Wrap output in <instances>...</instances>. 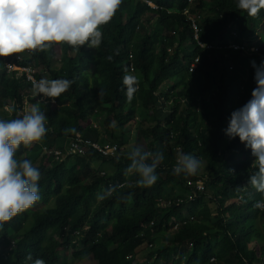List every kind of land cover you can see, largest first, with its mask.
Listing matches in <instances>:
<instances>
[{"label":"trees","instance_id":"trees-1","mask_svg":"<svg viewBox=\"0 0 264 264\" xmlns=\"http://www.w3.org/2000/svg\"><path fill=\"white\" fill-rule=\"evenodd\" d=\"M150 1L156 10L147 0H122L111 21L101 26L103 38L96 49L58 44L48 52L20 53L11 62L0 57V118H22L28 99L48 118L46 136L16 152L17 159L31 160L40 171L37 203L42 207H31L0 225V264H30L25 261L28 253L46 264H61L64 251L79 244L83 249L74 257L92 255L98 264H264V211L253 207L261 194L248 184L255 158L239 137L229 139L223 131L256 86L250 61L264 60V47L252 57L227 49L251 46L258 34L255 17L238 9L236 0H208L210 14L198 0L204 16L200 39L214 47L201 52L186 18L168 13L181 10L188 0ZM198 54L200 64L191 74ZM12 62L38 63L40 79L73 83L55 101L39 102L42 95H34L26 76L8 73ZM126 70L139 81L131 102L122 80ZM166 82H172L171 90L160 93ZM103 114L100 130L94 124ZM113 121L115 129L109 127ZM69 127L86 138L115 140L125 153L104 158L90 152L52 160L43 147L68 144L76 136L64 134ZM134 130L135 147L163 153L151 187H138V176L124 174ZM181 151L201 160L195 175L172 174ZM200 179L203 191L188 185ZM109 186L116 191L98 199ZM129 194L131 199H125ZM239 196V201L232 198ZM179 198L183 203L176 202ZM178 221L181 226L174 232ZM54 236L61 242L48 247ZM158 237L167 244L158 247ZM147 250L152 253L144 260Z\"/></svg>","mask_w":264,"mask_h":264},{"label":"clouds","instance_id":"clouds-1","mask_svg":"<svg viewBox=\"0 0 264 264\" xmlns=\"http://www.w3.org/2000/svg\"><path fill=\"white\" fill-rule=\"evenodd\" d=\"M121 4L122 0H0V57L48 52L58 44H67L73 49L87 44L96 49L103 38L101 26L111 21ZM236 7L256 17L264 10V0H236ZM250 66L256 86L251 98L231 113L223 131L229 139L239 137L255 158L251 165L255 171L249 175L248 184L261 194L253 207L264 211V60L259 64L251 60ZM122 80L127 100L131 102L138 90V78L126 70ZM72 83L69 79L41 78L32 81V91L35 96L55 100ZM47 121L39 104H32L22 118H0V225L40 200V171L31 160L17 159L16 152L22 145L28 148L41 141L48 132ZM109 127L115 129L116 121ZM63 131L65 135H78L74 127ZM126 158L130 163L124 174L138 176V187H151L156 183V169L164 158L159 149L146 151L133 147ZM201 166L199 158L181 151L176 155L172 174L195 175ZM115 191L116 186H109L102 195L98 193V199L111 196ZM124 198L130 200L131 195ZM25 261L46 264L44 259L34 258L31 253L26 255Z\"/></svg>","mask_w":264,"mask_h":264},{"label":"built area","instance_id":"built-area-1","mask_svg":"<svg viewBox=\"0 0 264 264\" xmlns=\"http://www.w3.org/2000/svg\"><path fill=\"white\" fill-rule=\"evenodd\" d=\"M197 1L198 0H188L187 5L182 8L181 10L174 9L172 11H168V13H178L181 14L186 20L189 22L190 28L193 30V39L196 44V47L200 49L201 52L203 51H211L214 49L213 46H207L205 45L201 39L200 35L202 33V23H203V13L198 11L197 7ZM147 3L150 7L153 9H157V6L152 3L150 0H147ZM261 14H264V10L260 11ZM247 43L250 41H246ZM261 42L260 35H256L251 42V46L249 45H232L231 47L227 48L230 51L235 52H242L243 55L252 57L254 55H257L259 53V44ZM222 50V49H220ZM226 50V49H224ZM195 52V49L193 50ZM168 53H170V50H167ZM200 57L201 54H198L194 60L193 63L190 66V73L194 74L200 64ZM130 58H133V55L130 54ZM7 70L9 74L16 73L17 77L26 76L27 80L32 83L33 80L39 81L40 78L38 75H40L39 70L34 66H20L16 63H9L7 64ZM132 70H134V67L132 66ZM49 98L43 97L39 99L47 100ZM52 101H55L53 99H50ZM96 126V124H94ZM44 152L52 158V160L62 161L65 158H67L70 155H78V156H85L92 153H97L104 158H116L118 156H122V154L125 152L124 147H120L117 143H114V141H100L96 139L86 138L83 137L80 133L76 135L72 140L64 147L59 146H49L45 145L43 147ZM188 185L190 187L195 188L198 191H203L205 187V183L202 179L198 180L196 183H193L192 181L188 182ZM192 200V197L189 198ZM176 202L178 204L183 203V199H177ZM168 204H171V201H169ZM190 219L193 220V217H190ZM183 223H186L184 221ZM181 226V222L178 221L175 223V225L172 228V231L176 232L179 230V227ZM154 244L151 245L153 247ZM133 256H131L132 258Z\"/></svg>","mask_w":264,"mask_h":264},{"label":"rangeland","instance_id":"rangeland-1","mask_svg":"<svg viewBox=\"0 0 264 264\" xmlns=\"http://www.w3.org/2000/svg\"><path fill=\"white\" fill-rule=\"evenodd\" d=\"M208 0H203V4H205L207 6V13L210 14V12L212 11V8L211 6L208 5ZM209 14H207L209 16ZM204 18V16H203ZM253 22H254V27H256L258 29V35H260L261 37V42L259 44V48L262 49L264 47V14H259L257 17H255L253 19ZM157 50H158V47H157ZM62 54H63V51H62V48L59 47L58 48V55H59V58L62 57ZM18 54H13L12 56L10 57H7L5 58L6 60H10L11 61H14V59L17 57ZM242 60L239 61V63H241ZM37 64V69L39 70V72L41 73L42 72V68L40 67V64L36 63ZM171 85H172V82H166L162 88L160 89V93H167L171 90ZM5 101H8L10 103H12V101L10 99H6L4 98ZM40 102V100H38ZM32 105L31 101L28 99V101H26V104L24 106V111H23V114L25 111L28 110V108ZM7 110H8V107H7ZM164 111V110H163ZM169 113V112H167ZM164 112V114H167ZM22 113L19 114V116L21 115ZM107 115L106 114H103L101 116V121L99 120L98 122L95 121V124L96 126L98 127V129L102 130V127H103V119L106 117ZM138 118L141 119V116L138 115ZM136 135H137V131L134 130V137H133V140L130 142V144H128V150H126V154L133 148L135 147V144H136ZM115 141V140H113ZM67 145V144H66ZM65 145V146H66ZM125 153V152H124ZM25 155V154H24ZM23 155V156H24ZM234 200H240V199H236V198H240L239 197H232ZM232 200V201H234ZM53 203V201L51 202V204ZM229 203H232L231 201ZM42 205L41 204H38L36 203L31 209L35 210V209H38V208H41ZM256 241V240H255ZM255 241H253V243L250 245V248H253L254 246V243ZM61 242V240L57 237V236H54V237H51L47 243V246L48 247H54V246H57L59 243ZM155 244L160 247V246H164L167 244V241L165 238L163 237H158V239L156 238V242ZM83 249V246L81 244L78 245V247L76 249H71L69 250L68 252H65L64 251V255L62 257V263L61 264H98L94 257L92 255H88V256H84V257H81V258H78V257H74V254H79ZM152 252L150 251H144L142 253V256H144V260H147V258H149V255L151 254ZM1 255V254H0ZM144 260H140L141 262H144Z\"/></svg>","mask_w":264,"mask_h":264},{"label":"crops","instance_id":"crops-1","mask_svg":"<svg viewBox=\"0 0 264 264\" xmlns=\"http://www.w3.org/2000/svg\"><path fill=\"white\" fill-rule=\"evenodd\" d=\"M67 141H68V140H67ZM67 141H66V143H68Z\"/></svg>","mask_w":264,"mask_h":264}]
</instances>
